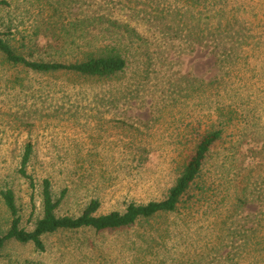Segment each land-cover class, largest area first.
Wrapping results in <instances>:
<instances>
[{
    "label": "rangeland",
    "instance_id": "1",
    "mask_svg": "<svg viewBox=\"0 0 264 264\" xmlns=\"http://www.w3.org/2000/svg\"><path fill=\"white\" fill-rule=\"evenodd\" d=\"M98 1L80 0L74 10L95 11ZM105 1L113 18L131 28L123 79L97 84L43 75L0 55V193L14 191L29 232L43 216L47 178L58 197L68 191L59 217L80 216L92 199L100 200L101 215L163 200L180 175V156L192 154L191 144L180 142L188 125L206 128L204 113L221 109L229 124L204 168L207 194L179 213L131 227L47 235L43 252L9 242L0 264H264V0H217L223 5L209 14L210 34L180 23L186 11L177 0ZM34 14L15 0L0 10V28L11 18L18 36L29 34ZM17 39L11 44L19 49ZM20 49L30 60L53 59ZM227 57L233 60L217 62ZM200 86L207 92H195ZM28 143L34 195L18 174ZM9 227L0 194V232ZM252 227L253 242L242 247Z\"/></svg>",
    "mask_w": 264,
    "mask_h": 264
},
{
    "label": "trees",
    "instance_id": "2",
    "mask_svg": "<svg viewBox=\"0 0 264 264\" xmlns=\"http://www.w3.org/2000/svg\"><path fill=\"white\" fill-rule=\"evenodd\" d=\"M26 8L35 9L34 20L36 26L29 34L18 36L13 31L8 20L6 29L0 28V55L5 62L14 67H23L43 75H61L63 77L80 79L81 81H93L97 84L110 83L114 80L123 79L127 75L129 59L126 55L129 51L127 35L130 26L127 23L113 18L108 9L104 7L107 1H98V9L95 11L76 8L80 0H18ZM181 5V11L185 9L184 16L180 15V23L189 21L201 26L199 32H209V21L213 18L211 13H218L219 3L217 0H177ZM15 0H0L1 9H11ZM246 2L242 1V4ZM32 5V7H30ZM220 10H224L222 7ZM29 12V10H28ZM30 13V12H29ZM34 13V11H33ZM222 19V17H221ZM186 26V25H185ZM209 26V27H208ZM10 27V28H9ZM133 32V30H132ZM210 34V32H209ZM203 36V34L201 35ZM18 37V39H17ZM18 40L19 49L42 50L53 56L50 61L30 60L19 49L11 44V40ZM41 41L42 47H40ZM200 43H203L202 41ZM21 50V49H20ZM232 57L219 58L218 63H230ZM200 94L207 92L205 87L197 89ZM210 125L206 128L192 123L188 125L189 133L181 137L192 146V154L189 157L180 156V175L175 185L168 191L166 198L159 201H151L147 204L131 202L123 212L112 211L101 215L99 210L101 202L92 199L82 214L78 217L57 215V210L66 198L68 191H63L58 197L53 190L52 181L47 178L42 181L41 196L43 216L36 222L33 231L29 232L22 228V216L16 201V196L11 188L1 191L3 203L9 213L10 227L6 233L0 232V254L5 246L12 241L21 244H33L35 248L43 252L45 245L43 238L59 231H73L80 229H92L96 232L118 230L131 227L142 220L148 221L158 216L176 214L189 204H199L207 194L208 187L204 185V168L211 150L222 140L225 128L229 123L221 121L228 116L221 109L209 110ZM198 118V116H197ZM201 120V119H200ZM188 137V138H187ZM34 154V145L26 144L18 169L20 177L24 178L30 189L34 192L37 183L33 175L28 172V167ZM210 189V188H209ZM198 191V193H194ZM32 200H34L32 196ZM249 201L240 200L242 206H249ZM35 209V207H34ZM33 209V210H34ZM250 236L244 239L246 247L253 242V227L249 230ZM232 232L230 235L232 236ZM31 264V263H26Z\"/></svg>",
    "mask_w": 264,
    "mask_h": 264
}]
</instances>
